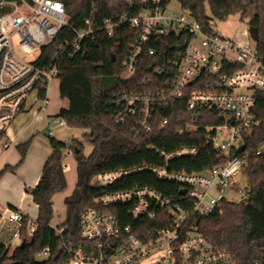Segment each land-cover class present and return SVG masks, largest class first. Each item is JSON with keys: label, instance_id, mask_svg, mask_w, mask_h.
Wrapping results in <instances>:
<instances>
[{"label": "built area", "instance_id": "obj_1", "mask_svg": "<svg viewBox=\"0 0 264 264\" xmlns=\"http://www.w3.org/2000/svg\"><path fill=\"white\" fill-rule=\"evenodd\" d=\"M126 1L133 10L116 20H104L99 28L110 38L124 25L135 33V41L124 62L123 78L130 79L136 74L143 54H157V50L149 46L159 44L161 39L169 41V50L178 48L180 58L168 62L174 75L171 69L152 67L156 76L173 75L171 88L158 93L119 95L117 102L121 111L117 122L133 119V131L140 136L152 130L151 120L158 104L168 106L176 100H185L188 112L211 110L223 115L222 124L205 128L208 142L228 159L212 170L197 173H176L154 166L134 169L152 171L159 179L180 184L182 191H186L182 198L193 203L192 209H185L174 199L165 198L150 188L106 193L97 199L99 208H88L81 214V238L89 246L75 249L62 245L71 256L67 264H235L230 252L208 241L196 227L190 230L186 227L194 214L205 216L219 209L223 201H228L225 193L238 185L248 154L244 135L260 124L255 107L259 94H264V56L250 35L246 44H240L214 30L206 32L177 0ZM174 1L181 5L180 11L171 8ZM69 26L61 1L0 0V159L14 147L8 129L20 113L28 110L31 95L36 93L38 97V85L43 82L48 92L50 83L57 78L55 65L45 70L38 68L37 63L43 48L51 45ZM93 32V21L89 18L85 20V28L76 31L74 41H66L62 47L73 48L71 55H74ZM14 37L18 38L17 46L24 58L16 53ZM173 38H177L174 43ZM42 102L41 110L45 111L49 105L47 94ZM58 127L69 128V124L63 117L54 118L48 135L53 137ZM200 127V119L194 114L180 133H195ZM67 145L63 157L74 156L71 140ZM241 146L246 147L243 153L238 152ZM256 153L264 155V142ZM161 154L166 160L193 157L198 149L186 146L172 154ZM63 168L66 170L68 166L63 164ZM130 172L107 171L96 181L99 186H112ZM119 205L128 206V213L136 222L144 218L157 220L159 209H167L171 216L163 219L165 226L151 229L124 226L117 216L105 211ZM25 217L20 211H10L8 219L21 227ZM36 230V221L30 220L29 238ZM15 237L20 239L19 232ZM48 256V248L39 255L44 259Z\"/></svg>", "mask_w": 264, "mask_h": 264}, {"label": "trees", "instance_id": "obj_2", "mask_svg": "<svg viewBox=\"0 0 264 264\" xmlns=\"http://www.w3.org/2000/svg\"><path fill=\"white\" fill-rule=\"evenodd\" d=\"M66 8L69 27L64 28L55 41L43 48L38 60V68L49 70L57 67L60 79V95L69 101V108L62 109L57 117L67 120L70 128L85 131L86 142L93 147L87 156L84 144L71 140V148L77 163V184L72 195L65 199L66 221L58 227H52L54 218V197L67 188V178L63 168V150L67 142L50 137L52 155L46 162L39 184L29 190L34 202L39 206L36 221L37 230L31 238L28 234L30 218L25 217L19 229L21 245L10 256V250L0 244V264L11 261L12 264H67L70 254L67 249L87 248L89 243L81 238V214L88 208H99L97 199L102 195L126 191L134 188H150L165 198H172L185 209H192L193 203L182 198L181 185L159 179L152 171L137 170L139 167L154 166L168 168L170 172L197 173L212 170L225 163L228 157L217 151L207 140L210 125L224 122L223 115L217 111L198 110L195 113L186 110L185 100H176L168 106L157 105L152 116V130L136 136L134 120L117 122L121 107L117 100L120 94L166 91L171 88L174 69L168 68L169 61L180 58L176 47L168 49L166 39L159 44H150L157 54L141 56L136 74L124 79V62L135 41V33L127 25L122 26L115 37L110 38L100 26L106 19L116 20L130 13L126 0H58ZM208 33L213 28L207 15L210 8L212 17L227 21L239 14L242 20H248L250 27L258 30L256 46L264 56V0H177ZM91 18L94 32L81 44V49L71 55L73 48L67 50L66 41L73 42L76 31L85 28V20ZM173 38V43L175 42ZM181 50V48H180ZM150 67H161L173 72L156 76ZM147 83L144 84V80ZM47 94V87L38 85V98ZM196 114L200 119V129L195 133H180ZM255 114L260 124L245 133L247 157L246 174L249 181L248 197L240 203L223 201L220 208L205 216L193 215L186 230L196 227L198 232L219 248L230 252L235 264H264V155H258L257 149L264 142V94H259ZM87 130V132H86ZM30 143L18 147L25 159ZM196 147L198 154L166 160L162 152L172 154L182 147ZM244 158V155H240ZM16 167H7L15 171ZM131 171L112 186H99L96 178L107 171ZM121 220L124 226L154 227L165 226L163 219L171 216L167 209H159L157 220L141 219L136 222L128 213V206L119 205L105 210ZM59 230H63L61 234ZM25 243L24 247L22 244ZM49 256L43 261L38 257L44 249Z\"/></svg>", "mask_w": 264, "mask_h": 264}, {"label": "crops", "instance_id": "obj_3", "mask_svg": "<svg viewBox=\"0 0 264 264\" xmlns=\"http://www.w3.org/2000/svg\"><path fill=\"white\" fill-rule=\"evenodd\" d=\"M228 36L240 44L247 43V39L244 35H238L230 31ZM47 97L49 98V105L46 107L45 111L41 110V102H38V105L34 102L31 107L35 108L29 114L17 117L18 120L14 128H12L13 126L11 125L8 129V137L15 143L14 145L18 151L20 145L28 142L30 145L24 162L18 160L13 148L0 159V174L7 167L18 166L15 171H7L0 178V244H4L6 247H8V244H15V234L18 233L20 229L19 224L8 219L10 211H20L26 217H29L30 220L37 221L39 206L34 202L33 196L29 193V190L35 188L39 184L44 166L53 153V149L50 145V138H47L46 133L53 119L60 114L62 109H68L70 105L69 101L66 99L62 100L63 102H67V106L63 103L61 104L59 97L56 100H51L50 88L47 92ZM28 111L29 110H26L23 113H28ZM53 138L57 141H61L55 137V133ZM61 142H63V140ZM35 149L38 150L37 155H34ZM63 164L68 166L65 170L66 175L68 173L69 163H65L63 160ZM52 227L56 228L53 224ZM7 229L14 233L15 238L11 241L9 240L10 237H7L5 234ZM19 245H21V240Z\"/></svg>", "mask_w": 264, "mask_h": 264}, {"label": "rangeland", "instance_id": "obj_4", "mask_svg": "<svg viewBox=\"0 0 264 264\" xmlns=\"http://www.w3.org/2000/svg\"><path fill=\"white\" fill-rule=\"evenodd\" d=\"M171 8L174 10H181V5L176 1L172 2ZM207 15L209 18H211V24H212V28L215 32L222 34L223 36L229 37L228 33L231 32H235V34L238 35H244L246 39H249V23L248 20H242L241 16L239 14L237 15H233L231 17H229V19L227 21H219L217 19H214L212 17L210 8L207 7ZM17 41L18 38L14 37L13 38V42L14 45H16V53L19 57L24 58V53L21 51L20 47L17 46ZM252 44H254V42H252ZM59 97V101L62 104L66 105V101L63 102L61 95H60V79L59 78H54L53 81L50 83V99L51 100H56ZM35 102L36 105H38V102L43 103L42 100H39L37 97L36 93H33L29 99V103H28V113H20L17 117H19L20 115H26L29 114L35 107H31V105ZM67 106V105H66ZM38 109V108H37ZM37 111V110H36ZM17 117L16 119L13 121L12 123V128H14V125H16L17 123ZM55 133V137L58 140H63V142H68L69 140H77L80 141L81 143L84 144V154L85 155H89L92 150L93 147L90 143L86 142L85 138H84V134L85 131L83 129L80 128H67V127H59L57 129L54 130ZM47 138L49 139L50 136L47 135ZM49 136V137H48ZM15 146V145H14ZM13 151H15L17 158L19 161L22 160L21 154L20 152L17 150L16 146L13 147ZM38 150H34V155H37ZM26 159V157H25ZM24 159V160H25ZM23 160V162H24ZM63 160L65 163H69V169H68V173L66 174V178H67V188L63 191L60 192L58 194L55 195L54 197V206H55V210H54V218H53V222L52 224L55 227H58L59 225L63 224L66 221V207H65V199L69 196L72 195L73 191L75 190L76 184H77V171H76V160L74 156H64ZM248 189H249V181H248V176L246 174V170H244L243 172L240 173V175L238 176V185L236 187H234V189H231L229 191H227L225 193V196L227 198V200L231 203H240L243 202L247 199L248 197ZM239 191H242L241 193ZM6 236L10 237V241L13 240L14 237V233L13 231L7 229L5 231ZM1 242V240H0ZM20 244V240L15 238V244L11 245L8 244L7 248H9L10 250V256L13 254V251L15 250V248L17 246H19ZM6 246V245H5ZM39 261H43L44 258L43 257H38ZM148 262H145L143 264H147ZM6 264H12L11 261L7 262Z\"/></svg>", "mask_w": 264, "mask_h": 264}, {"label": "water", "instance_id": "obj_5", "mask_svg": "<svg viewBox=\"0 0 264 264\" xmlns=\"http://www.w3.org/2000/svg\"><path fill=\"white\" fill-rule=\"evenodd\" d=\"M249 35H250V37H251L255 42H257V40H258V30H257V28H255V27H249ZM149 71H150V72L152 71V67L149 68ZM245 148H246L245 146H241V147L238 149V152H239V153H243V152L245 151ZM181 194H182V195H185V194H186V191L183 190V191L181 192ZM24 245H25V243L22 244V247H24Z\"/></svg>", "mask_w": 264, "mask_h": 264}]
</instances>
